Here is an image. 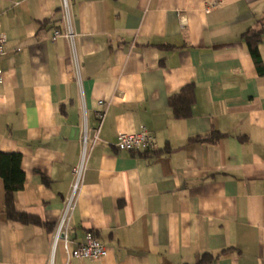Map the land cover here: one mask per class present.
Here are the masks:
<instances>
[{
    "label": "crops",
    "instance_id": "1",
    "mask_svg": "<svg viewBox=\"0 0 264 264\" xmlns=\"http://www.w3.org/2000/svg\"><path fill=\"white\" fill-rule=\"evenodd\" d=\"M70 4L73 42L52 39L61 0H0V151L22 154L15 205L42 222L8 219L0 178V264H49L85 123L99 132L69 246L92 233L108 254L69 259L61 243L55 263L264 264V34L263 72L244 38L264 31V0ZM189 84L190 116L177 118L170 97ZM143 128L157 149L117 148Z\"/></svg>",
    "mask_w": 264,
    "mask_h": 264
},
{
    "label": "built area",
    "instance_id": "2",
    "mask_svg": "<svg viewBox=\"0 0 264 264\" xmlns=\"http://www.w3.org/2000/svg\"><path fill=\"white\" fill-rule=\"evenodd\" d=\"M226 0H204L206 11L211 12L221 6ZM61 10L63 12V21L65 24L64 30H56L52 39L56 40L58 37L64 36L70 41H74L75 32L72 23V11L70 0H61ZM7 37L5 34H0V82L3 81L4 71L2 68V58L6 53ZM76 62V61H75ZM100 105H105L104 102L100 101ZM100 117L103 118L105 112L99 113ZM99 129L91 130L85 123L82 128V134L80 138L81 144V156L79 162L72 168L73 182L71 190L64 202V208L62 214L52 232L51 242V257L49 264L55 263V256L58 247L61 243L70 258L79 259H90L100 258L108 254L107 247L100 243L92 233H88L85 241L79 244L75 249H71L68 240V229L72 214L76 208L79 193L82 189L85 177V171L87 162L90 156L89 143L92 141L95 144L98 138ZM116 146L119 150L133 151V150H144L150 151L157 149V143L155 136L146 128L136 133H121L118 136ZM68 264V263H66Z\"/></svg>",
    "mask_w": 264,
    "mask_h": 264
},
{
    "label": "trees",
    "instance_id": "3",
    "mask_svg": "<svg viewBox=\"0 0 264 264\" xmlns=\"http://www.w3.org/2000/svg\"><path fill=\"white\" fill-rule=\"evenodd\" d=\"M264 31L249 30L244 34L246 43L252 53L258 69L263 72L262 57L259 52V44L262 41ZM194 102V85L185 86L180 93L170 97L169 104L175 117L186 118L190 116L191 107ZM223 137L222 134L214 132L213 138H202L201 141H213ZM0 178L4 183L6 215L9 220L22 224H41V220L36 215L19 211L15 205V194L24 188L26 175L22 168V154L17 152L0 151ZM214 260L211 254H205L201 264H209Z\"/></svg>",
    "mask_w": 264,
    "mask_h": 264
}]
</instances>
